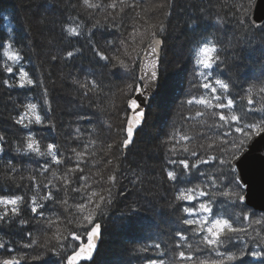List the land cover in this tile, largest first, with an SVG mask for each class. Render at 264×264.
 <instances>
[{
	"label": "trees",
	"instance_id": "obj_1",
	"mask_svg": "<svg viewBox=\"0 0 264 264\" xmlns=\"http://www.w3.org/2000/svg\"><path fill=\"white\" fill-rule=\"evenodd\" d=\"M250 2L251 0H178L177 3L176 0L177 7L171 5L173 2L165 7V17L173 16L174 7L180 10L176 24L182 45L186 46L183 48L188 62L175 80L173 96L168 101L166 115L161 112L159 127L148 133L150 139H147L146 145L137 149L141 155L134 157L133 163L127 166L118 163V154L122 152L126 137L122 133L121 138L114 143L113 133L116 125L121 126L123 131L128 114L125 104L132 98L134 91L130 89L125 97H121V102H115V83L112 81L106 86L105 81L99 79L100 71L114 69L115 60H101L96 51L109 57L120 56V48L123 51L131 45L132 40L139 39L142 35L140 22H131L129 25L127 18L124 21V16L129 14L131 8L125 9L123 19L113 27L103 8L87 10L83 7L82 0H0V43L9 40L14 43L24 58L21 63L35 81L34 87L23 89L0 87V133L9 141V146L0 159V195H24L30 201L35 194L32 182L28 179L30 175L37 177V182L41 185L40 195L48 191L43 188L48 180L60 188V191L51 189L56 200L45 202L43 219L33 217L30 206L25 205L20 217H14L10 222H0V241L14 249L12 253L0 249V258L27 254L21 264H65L61 257L72 254L80 243L87 240L86 230L79 227L78 221L69 223L81 215L76 204L85 203L87 208L83 210L84 213L91 211L95 216L94 222L103 224L105 242L96 260L88 264H147L149 259L163 260L165 264H171L172 261L175 264H187L179 260V251H191L194 258L205 259L208 264L217 259L206 245H198L199 237L194 236L191 231H185L187 241L179 240L176 233L186 230L187 226L181 223L184 217L181 210L183 202L175 200L178 187H184L185 181L190 180L193 185L205 182V176L200 175L201 171L210 180L216 173L217 166L209 160L208 164H201L199 169H192L190 176L181 178L179 185L167 179V172L182 171V166L172 164L170 160H196V157L190 156L193 150L202 158L223 155L230 147V144L223 141H232L239 135L234 129H230L232 135L225 137L227 125L217 127L222 122L218 117L212 118L208 114L210 110L187 103L188 99L200 97L207 91L200 87L202 78L197 74L195 65V52L203 42L211 41L217 45L220 59L209 79L218 77L229 84L228 95L234 98V111L242 117V123L264 118V91H261L264 89V29H254L250 23L254 3L247 15H243L241 7L247 8ZM242 18L247 19L248 23L241 25L239 20ZM97 20L100 25L94 26ZM132 20L135 21V18ZM69 24L80 25L79 37L69 38L66 35L63 28ZM131 34H134V39H130ZM156 37L164 35L157 31L155 37L151 35L143 42V48ZM67 51H73V57L68 58ZM138 57L133 66L132 88L137 85L141 87V58ZM3 61L0 50V63ZM6 75L0 70V76ZM112 77L115 81L116 76ZM92 81L98 87L92 88ZM81 84L88 86L81 87ZM45 91L48 104L44 103ZM249 98L252 100L251 105L248 104ZM105 99L109 103L107 100L105 104ZM29 102L36 103L38 110L46 117V124L33 125L31 132L42 141V149L47 143H54L63 161L61 165L52 164L43 175L40 165L45 158L21 156L14 151V146L29 132V129L17 125L14 118L25 110L24 106ZM197 111L205 112V115L197 117ZM181 135L189 139L176 144L178 151L172 153L170 149L175 141L180 140ZM210 144L213 147H209ZM183 147H187L189 152L184 153L181 150ZM73 149H86L82 158L84 162L80 165L83 172L69 173L71 183L68 188H64L63 181L53 178L52 172L63 176L68 167H75L77 160L81 158L75 155ZM140 156L141 163L138 162ZM48 159L50 162V158ZM8 161L13 162L15 173L7 168ZM110 176L116 177L115 183L109 180ZM76 188L80 190L72 191ZM93 192L99 195L92 196ZM100 196L105 201L100 209H96L95 204L100 201ZM89 197L93 203L88 202ZM63 200L68 203L60 202ZM214 210L230 219L235 226L246 227L249 235L257 240L264 237V214L255 212L246 204L237 206L226 198L218 197ZM241 210L248 215V220L243 219ZM20 219H26L28 224L22 226ZM132 220H136L139 226L137 236L117 240V233L107 235L105 232L112 223L122 227ZM256 220L261 223L256 224ZM49 221H52L51 227ZM57 228L61 237L68 236L72 231L81 237L79 241H72L68 236L65 241L68 246L61 250L59 256L40 246L48 238L55 244L54 234ZM257 233H260V237H257ZM30 239L36 240L37 244L32 248H24L23 244L29 243ZM178 243L191 244L192 248H177ZM155 244H159L160 248H155ZM147 245H153L147 253L137 251L141 246ZM197 246L199 251H196ZM248 247L254 248L255 241L249 239ZM34 255H42V259H30ZM244 264L259 262L246 257Z\"/></svg>",
	"mask_w": 264,
	"mask_h": 264
},
{
	"label": "snow or ice",
	"instance_id": "obj_2",
	"mask_svg": "<svg viewBox=\"0 0 264 264\" xmlns=\"http://www.w3.org/2000/svg\"><path fill=\"white\" fill-rule=\"evenodd\" d=\"M254 0L248 4L247 8L241 7L243 15H247L248 11L251 9ZM83 7L87 10H98L103 8L106 18H110L109 23L115 27L120 20L123 19L125 15L126 8H135L136 5L130 3L129 0H110V2H104V0H82ZM109 9L111 11H109ZM139 15V14H137ZM241 25L248 23V20L242 18L239 20ZM100 21L97 20L94 26H99ZM254 26V25H253ZM156 29L157 25L151 26ZM264 29V25L260 26ZM159 31H163V27H158ZM63 31L69 38L79 37L81 35L80 25L75 26L69 24L63 28ZM151 35L155 37L156 32L152 31ZM158 40H153V47L151 51L153 54L156 53L155 45L158 44ZM0 50H2V55L4 61L0 63V70L6 73V76H0V87L11 88H25L34 87L35 81L29 75V72L25 70L23 64V56L20 51L14 46V43L6 41L0 43ZM79 52V49L76 50ZM96 54L101 60L112 61L115 60L119 66L125 70H129L130 65L120 56L109 57L103 52L97 50ZM73 51H67V57H73ZM125 55H128L125 52ZM219 55L217 52V45L211 41L203 42L201 46H198L195 52V65L197 67V74L202 78V83L200 87L207 90L204 95L200 97H192L187 100L189 105H200L204 109L210 110L208 114L212 118L218 117V120L222 122L216 125L217 127L228 126L225 130L224 136L227 137L232 135L230 129H234L235 133L239 134L232 141L224 140L223 143L230 144L229 149L221 156H210L208 158H202L196 151H191L190 156L196 157L194 161H189V159L180 160H170L172 164H179L182 166V171L177 173L175 170H169L167 172V179L180 184L181 178L185 176H190L192 169H199L201 164H208L209 160L217 166L216 173L211 176L210 180L206 174L201 171L200 175L205 176V182L200 184H191L190 180L185 181L184 187H178V191L175 196L176 201L183 202L181 204V210L184 213V217L181 223L187 226L186 230L178 231L176 235L179 237L180 241H187L188 236L185 231H191L194 236L199 237V243L206 245L215 254L217 259L211 260V264H244L246 257H251L253 260L259 262V264H264V237H260V233H257V237H252L248 233V229L243 226H235L230 219L225 218L222 214L214 210L218 197L226 198L233 205H244L246 201V188L247 185L244 183L239 176L238 163L241 157L247 152L252 143L256 138H264V118H261L254 122L244 121L242 123V117L235 113L234 111V98H231L229 94V84L220 78H215L210 80L209 77L212 73L214 66L218 67L217 62L219 61ZM10 62V63H9ZM153 69L156 68L155 62L152 64ZM146 75H149L146 73ZM157 78V72L155 70L151 71L149 79L155 81ZM144 79V77H141ZM92 88L98 87L95 81L91 82ZM81 87H87V84H81ZM129 88L136 93L143 94L142 89L139 85ZM251 91V90H249ZM264 91V89H261ZM87 94V93H85ZM45 100L44 103L48 104L46 99L47 92L44 93ZM248 104H252V100L248 99ZM128 107L131 110V115L127 120L126 138L123 140L122 146L127 148L130 143H132V138L134 134V128L139 127L143 122L145 113L141 110L140 104L134 98H129ZM24 111L20 112L14 119L15 123L24 129H29V132L24 136V138L14 146V151L16 154L34 155L36 157L45 158L44 163L40 165L41 175L47 173L52 164L61 165L63 163L59 156L56 145L54 143H47L46 147L42 149V141L35 137V134L31 132L33 125L44 126L46 124V117L38 110V105L36 103L29 102L24 106ZM221 110V111H215ZM223 110H227L226 112ZM205 115V112L197 111L196 116L200 117ZM189 137L181 135L179 141H175V144L170 149L172 153H176L178 149L176 144H180V141H186ZM9 146V141L7 137L0 133V159L3 158L6 148ZM111 148V145L108 146ZM203 147V145H201ZM213 147V145H209ZM184 153H188L189 149L183 147L181 149ZM75 155L78 158L75 167H68L67 171L63 176H57L55 171L52 172L53 178L60 179L63 181V187L68 188L71 181L69 179V173H74L76 171L83 172V168L80 165L84 162L83 157L85 156V151H77L73 149ZM50 158V162L49 159ZM7 168L13 173L16 172V168L12 161L7 162ZM28 179L32 182V187L35 190V194L31 197L30 201L26 200L24 195H14V196H2L0 195V222H10L14 217H20L22 208L25 205L30 206L31 213L33 217L39 216L44 218V212L42 209L45 206V202L49 200H56L52 188H56L60 191V188L48 180L47 183L43 184L44 189H48L46 194L40 195L41 185L37 182V177L30 175ZM81 179H87L86 177H81ZM109 180L115 183L116 177L110 176ZM191 185V186H188ZM79 188L72 189V191H79ZM99 195L96 192L92 193V196ZM105 198L100 196V201L95 204L96 209H100L101 205L104 203ZM67 204V200L60 201ZM89 203H93L89 197ZM76 208L79 210L81 215L74 220L69 221V223L79 222V227L86 230L87 241L82 242L77 246V250L73 251L72 254L61 257L65 261V264H80L81 261L91 260L93 253L96 249V241L101 236V226L95 223V216L91 211L87 214L84 213V209L87 208V204L79 203L76 204ZM243 214V210H241ZM239 219V217H237ZM243 219L248 220L247 214H243ZM19 223L22 226H26L28 221L26 219H20ZM49 227H51L52 221H49ZM256 224H260V220L255 221ZM60 230L57 228L55 236V244L52 243L50 238L45 239L40 245L47 251H51L53 255H60L61 250L65 249L68 245L65 241L68 240V236L71 237L72 241H79L81 239L80 235L72 231L68 233V236H63L59 234ZM243 234V236H242ZM31 236V233H29ZM251 239L255 241V247H248V240ZM37 244V241L30 239L29 243L23 244L24 248H32ZM153 245L141 246L137 249L140 253H147ZM155 248L159 249L160 245L155 244ZM177 248L186 247L191 249V244H177ZM0 249L6 252L12 253L14 249L8 246L6 243L0 241ZM199 246H197L196 251H199ZM27 254L22 255H11L0 258V264H21V261L25 259ZM178 258L181 261L187 262V264H208V261L201 258H194L192 252L186 253L185 251L178 252ZM30 259L38 260L42 259V255L31 256ZM147 264H165L163 260L149 259ZM171 264H175L172 261Z\"/></svg>",
	"mask_w": 264,
	"mask_h": 264
},
{
	"label": "rangeland",
	"instance_id": "obj_3",
	"mask_svg": "<svg viewBox=\"0 0 264 264\" xmlns=\"http://www.w3.org/2000/svg\"><path fill=\"white\" fill-rule=\"evenodd\" d=\"M129 2L135 4L136 7L134 9L131 8L129 14H126L125 15L126 17L124 16V21L127 18V22L129 25H131V22H135V23L137 21L140 22V24L139 23L138 24L142 31V35L139 36V39L137 41L132 40V42L134 43L132 42L130 43L131 45L127 47L128 50L127 48L123 49V51L122 48H120L119 50V54L122 53V55H120V58L124 59L127 63H129L130 68L129 70H125L121 68L119 64L115 61L113 67L114 69L112 71L105 70L103 72L102 71L99 72V79L104 80L106 86L111 84L112 81L115 83V86H113L115 87V95H113L115 102L116 101L117 103L121 102L120 101L121 97L122 96L125 97L127 91H130L129 85L132 86L133 66L135 64V61H137V57L139 54H140L139 57L141 58L144 49L142 44L145 40L150 38L151 36L150 34L152 33V31L159 32L158 30L159 26H162L164 29L163 31H161V33L164 35L163 38H165L166 44L163 52L162 72H161L162 76H161V87H160L159 96L157 97L153 106L151 104L150 106L151 108H149L148 110V118L146 124L143 127V129L140 131V133L137 135L134 145L128 150L126 155H124L123 149L122 152L118 154L119 156L118 163L121 162L123 165H127V166L132 164L134 159L137 158L138 155H141L140 152L137 151V149L141 145L144 146L146 145L147 139H150L148 133L153 132L159 127L161 112L163 113V115H166L168 109V103H169L168 101L173 96L176 87L175 80L177 79V76L182 73L184 64L186 65L188 62L186 50L185 48H183L184 45H182L183 43L179 37L180 35L178 34L179 32L176 24L178 18V11H180L179 9H175V7H177L178 0L177 3L176 0H171V1L168 0V2L166 0H129ZM169 4L175 5L174 13L173 16L171 17L168 16L165 17L166 13H164V9L165 7H168ZM132 18H135V21H133ZM152 25H157L158 27L156 29H153L151 27ZM134 27L135 26H133V28ZM133 36L134 34H131L130 39H134ZM125 52H127L128 55H125ZM112 76H116L115 81L113 80L114 77ZM54 85L56 88L59 89V87H57V84ZM107 100L108 99L103 100L105 104H107ZM125 105L127 111L128 102ZM127 113H129V110ZM127 118H128V114L126 116V121L123 131L120 129L121 126L119 127L118 125H116V129L114 130L113 133L114 136L112 135L114 139V143H117L118 139L121 138L122 133H124L125 135ZM141 153L143 154V152ZM141 157L142 156L138 157L139 163H141L140 161ZM137 227L139 226L136 220L135 221L132 220L130 221V223L122 227H117L116 224L112 223L111 226L106 228L105 232L107 235L113 234L114 232L117 233L116 234L117 240L119 238L129 239L132 238L133 236L138 235L139 231L137 230ZM104 243L105 242L103 239L101 248L103 247ZM100 256H103V254H101Z\"/></svg>",
	"mask_w": 264,
	"mask_h": 264
},
{
	"label": "water",
	"instance_id": "obj_4",
	"mask_svg": "<svg viewBox=\"0 0 264 264\" xmlns=\"http://www.w3.org/2000/svg\"><path fill=\"white\" fill-rule=\"evenodd\" d=\"M250 23L252 26L254 25V29H262L260 26L264 25V0H255L251 9ZM154 39L159 41V43L155 45V54L151 51ZM154 39L146 45L140 59L139 77L143 94L135 92L132 96V98L136 99L140 104L141 110L144 111L145 116L141 125L134 128L132 143H130L127 148L123 147L124 155H126L128 150L134 145L137 135L145 126L148 118V110L160 92L162 60L166 43L163 37H156ZM153 62L156 64L155 69L152 67ZM153 70L157 72V78L155 81L149 79V75ZM146 73L149 75H146ZM141 77H144V79H141ZM128 110L129 118L131 115L129 107ZM238 171L240 179L247 185L245 204L255 212L264 214V138H256L254 140L247 152L241 157L238 163ZM98 224L101 226V236L96 241V249L93 253V257L90 261H81L80 264L93 263L97 258L104 239L103 224L100 222H98Z\"/></svg>",
	"mask_w": 264,
	"mask_h": 264
}]
</instances>
